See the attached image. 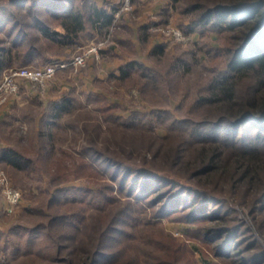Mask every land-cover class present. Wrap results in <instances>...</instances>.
<instances>
[{
	"label": "rangeland",
	"instance_id": "obj_1",
	"mask_svg": "<svg viewBox=\"0 0 264 264\" xmlns=\"http://www.w3.org/2000/svg\"><path fill=\"white\" fill-rule=\"evenodd\" d=\"M221 1L158 0L157 9L141 0H0V58H7L0 83L11 68L44 66L107 41L100 59L60 70L43 85L26 83L0 106V151L13 147L34 160L22 172L0 161L22 193L12 205L0 185V264H66L72 245L80 253L98 244L106 247L101 264H264V169L251 182L235 167L245 152L264 156V126L231 121L199 102L241 43L238 30L199 20L204 7ZM91 6L113 13V23L94 27ZM65 8L86 17L72 44L40 31L63 32ZM128 23L145 25L136 31ZM157 44L164 53L152 56ZM133 59L163 85L145 91L138 77H110ZM178 61L180 73L169 75ZM251 85L238 79L240 101ZM63 99L71 100L69 112L53 122L51 106ZM42 145H55L54 154H42ZM203 151L219 154L217 170L195 163ZM53 228H65L53 241L61 245L57 255L39 249Z\"/></svg>",
	"mask_w": 264,
	"mask_h": 264
},
{
	"label": "trees",
	"instance_id": "obj_2",
	"mask_svg": "<svg viewBox=\"0 0 264 264\" xmlns=\"http://www.w3.org/2000/svg\"><path fill=\"white\" fill-rule=\"evenodd\" d=\"M169 1L174 5L181 0ZM202 7L203 6H197L196 8ZM60 17V24L64 28L63 32L57 30L50 31L49 28L44 26L40 28L41 33L56 43L72 44L77 42L87 25L84 13L76 8H65ZM114 18L115 15L113 13H107L97 6L90 7L89 19L94 27H109L113 23ZM199 20L203 23L212 22L218 27L224 26V29L230 31L238 30L240 33L239 39L241 41L235 48L232 58L228 61L226 69L216 73L210 78L207 84V93L203 96L201 95L199 98L200 104L212 108L216 105V111L222 112L223 117L234 122L241 121L240 123H244L246 121H256L257 127H260L259 129L262 130L261 128L264 126V120H261L264 119V0H222L214 6L204 7L202 12H200ZM224 23L225 25H223ZM163 53L164 46L159 44L155 45L151 51L152 56L162 55ZM6 62L7 58H0V74L6 67ZM182 64H184L183 61L172 64V67L168 69V74H179ZM150 71L151 70L148 69L143 62L138 59H133L120 67L119 74H112L110 77L121 82L131 79L133 76L136 78L138 77L146 91L151 87V84H153L154 87L163 85L162 82L157 79L155 73ZM243 77L249 78L250 81H252V85L250 87L251 92L249 97L246 100L240 101L236 95V84L238 79ZM70 107V99H63L62 101L53 103L51 106L52 112L50 118L53 122L56 121V119L62 117L63 114L69 112ZM48 125L51 124L48 122ZM42 135L45 134L42 133ZM46 135L51 141V133ZM54 148L55 145H51V149H47L46 145H42L39 149L40 151L42 150V154L47 153L52 156V154H54ZM60 151V153L69 156L68 152ZM244 154L242 160L236 162L235 167L243 169L246 176L253 182L258 177V173L264 169V156L261 155V157H259L260 154L257 153L245 152ZM218 158L219 154L216 151H203L195 163L199 165H201V163L212 164L214 166L211 167V171H214L218 169V164L215 163ZM0 161L11 166L18 172L34 169V167H32L34 164L33 158L13 147L1 149ZM88 165V170L90 172L96 170V167H92L89 162ZM128 169L132 170L134 168L128 167ZM141 170L148 173L146 171L147 169L142 168ZM143 172L142 174H145ZM150 176L152 177V175ZM69 202L72 201L69 200ZM65 216L67 219L69 218L68 215ZM65 216H61L59 219ZM52 221H54V219H52ZM55 221L51 222V228L56 226ZM66 226H70L69 229L73 226L75 227L74 229L79 230L74 224ZM66 229L70 236L71 233L68 228ZM63 230H65V228H53V231L44 234L45 239L47 238L48 240L45 241L42 239L41 243L39 242V244H41L39 249L42 250L45 248L48 249L49 252H54V254L57 255L61 250V245L58 243L53 245V241ZM79 247L81 246L72 245L73 252L70 253L68 258L61 261L66 262V264L102 263L101 257L103 256V250L106 249L105 246L103 247V245L98 244L96 250L83 249L78 253V250H80ZM53 261H55V256Z\"/></svg>",
	"mask_w": 264,
	"mask_h": 264
},
{
	"label": "built area",
	"instance_id": "obj_3",
	"mask_svg": "<svg viewBox=\"0 0 264 264\" xmlns=\"http://www.w3.org/2000/svg\"><path fill=\"white\" fill-rule=\"evenodd\" d=\"M125 2L127 5H130V0H125ZM167 31L172 33L177 39L182 40L184 38L179 30L168 29ZM106 43V40L92 43L84 52L78 55H72L67 58H56L44 66H23L7 70L0 83V106L9 103L10 98H14L19 92L20 87L26 83L43 85L49 80L54 79L60 70L82 67L86 65L88 59L91 57L100 59L101 52ZM0 185L9 203L16 205L21 201V191L10 185L7 176L3 172H0Z\"/></svg>",
	"mask_w": 264,
	"mask_h": 264
},
{
	"label": "crops",
	"instance_id": "obj_4",
	"mask_svg": "<svg viewBox=\"0 0 264 264\" xmlns=\"http://www.w3.org/2000/svg\"><path fill=\"white\" fill-rule=\"evenodd\" d=\"M141 2H143V3H142V7H144V8H149V7L151 8V7H154V6H155V8H157V5H159L158 0H146V1H145V0H143V1L141 0ZM157 9H158V8H157ZM156 11H157V10L155 9V12H156ZM144 21H145V20H144ZM144 23H146V22H144ZM128 25L130 26L129 23H128L126 26H128ZM144 25H145V24L141 23L140 25H139V24L137 25V28H135V27L133 28V26H130V28H131V29H135V30H136V29L139 30V29H141V27H143ZM136 31H137V30H136ZM136 34H137V35H135V36H138V33H136ZM135 36H134V37H135ZM138 37H139V36H138ZM97 74H98V73H96L95 75L97 76ZM98 76H99V75H98Z\"/></svg>",
	"mask_w": 264,
	"mask_h": 264
}]
</instances>
